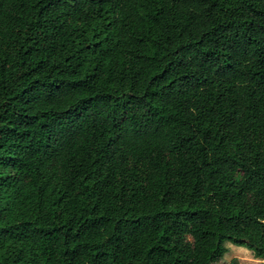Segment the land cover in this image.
I'll use <instances>...</instances> for the list:
<instances>
[{
  "label": "trees",
  "instance_id": "1",
  "mask_svg": "<svg viewBox=\"0 0 264 264\" xmlns=\"http://www.w3.org/2000/svg\"><path fill=\"white\" fill-rule=\"evenodd\" d=\"M229 244L264 260V0H0V264Z\"/></svg>",
  "mask_w": 264,
  "mask_h": 264
},
{
  "label": "rangeland",
  "instance_id": "2",
  "mask_svg": "<svg viewBox=\"0 0 264 264\" xmlns=\"http://www.w3.org/2000/svg\"><path fill=\"white\" fill-rule=\"evenodd\" d=\"M228 248V252L218 264H227L232 259H238L240 264H264V260L254 258L251 250L245 246L229 244Z\"/></svg>",
  "mask_w": 264,
  "mask_h": 264
}]
</instances>
